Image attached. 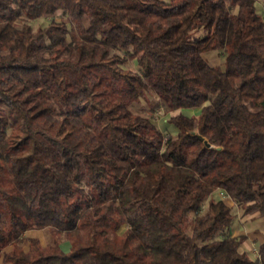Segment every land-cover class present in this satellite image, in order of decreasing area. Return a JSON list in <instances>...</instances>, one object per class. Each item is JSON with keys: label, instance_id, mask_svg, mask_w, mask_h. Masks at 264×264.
Segmentation results:
<instances>
[{"label": "trees", "instance_id": "trees-1", "mask_svg": "<svg viewBox=\"0 0 264 264\" xmlns=\"http://www.w3.org/2000/svg\"><path fill=\"white\" fill-rule=\"evenodd\" d=\"M255 1L0 0L2 264H264V242L251 258L245 236L213 238L233 219L218 193L264 218ZM147 90L199 113L167 136L130 109ZM43 229L68 251L24 238Z\"/></svg>", "mask_w": 264, "mask_h": 264}, {"label": "rangeland", "instance_id": "rangeland-1", "mask_svg": "<svg viewBox=\"0 0 264 264\" xmlns=\"http://www.w3.org/2000/svg\"><path fill=\"white\" fill-rule=\"evenodd\" d=\"M256 11L261 15L264 16V0H256L255 1ZM51 19L56 21H60L64 19L62 15L59 13L53 16L42 17L36 21L31 22V25L34 29L38 27L44 28L46 27ZM205 34V30L203 28H199L196 31H193L190 34V38L193 39L194 37H201ZM204 58L208 60L210 64L217 63V66H223V53L219 51H210L203 54ZM212 62V63H211ZM214 65V64H212ZM125 67L131 70H136V62L133 59L126 57ZM131 111L134 114H138L145 117L152 118L159 130L165 134L174 136L176 134V129L170 123V117L181 113L186 114V116H196L199 113L198 108L192 109H178L172 110L167 106L166 97L157 96V94L153 93L150 90H147L143 97H141L137 102L132 103L130 106ZM220 193H218V196ZM216 195V194H215ZM233 219L229 228L224 229L223 231L217 232L214 235V239H220L222 237L227 236H237L240 234H247V236L260 234L259 239H256V244L258 245L262 240H264V218L259 216L257 213L253 214H244L242 209L239 206L233 205ZM123 228L119 230L118 233H121ZM40 240L42 245H46L47 243H51L54 240L59 242V246L63 251H67L69 249V241L66 240L65 236L61 232H54L51 230L43 229L40 230ZM254 238V237H253ZM67 246H63L65 243ZM23 247L27 246V241L23 240L22 243ZM65 245V244H64ZM252 244H250L249 240L244 241V243L240 247V251L246 249V254L249 255L251 258H254L257 253L252 250ZM250 248V250H248ZM256 248V247H255ZM248 250V251H247Z\"/></svg>", "mask_w": 264, "mask_h": 264}, {"label": "crops", "instance_id": "crops-1", "mask_svg": "<svg viewBox=\"0 0 264 264\" xmlns=\"http://www.w3.org/2000/svg\"><path fill=\"white\" fill-rule=\"evenodd\" d=\"M212 63V62H211ZM212 64H214L213 66H217L218 64L216 63H212ZM211 64V65H212ZM221 199H223L229 206H232V210H233V205H235L228 197H222ZM40 230H29V231H27V232H25V234H24V238H27V239H37L38 241H39V243H40V245L42 246V247H44L45 245H42L41 244V240H40ZM237 236H245L246 237V240H249V242H250V244H252V245H254V246H252L253 248H252V250L254 251V250H256L257 249V247H258V245L260 244V243H262V242H264V240H262V242H260L258 245L256 244V239H259V237H260V234H255V235H252V238H251V236L249 235V236H247V234H240V235H237ZM233 237H236V236H233ZM254 237V238H253ZM245 240V241H246ZM244 243V242H243ZM242 243V244H243ZM65 244V245H64ZM67 243H66V241H65V243H63V246H67L66 245ZM28 246H29V244H28V242H27V246H25V247H23V249L24 250H27L28 249ZM256 247V248H255ZM9 250H11V248H7L5 251L6 252H8ZM248 250H250V248H248ZM247 250V251H248ZM68 251V250H67ZM246 252V249L244 248L243 249V252ZM0 264H2L1 263V258H0Z\"/></svg>", "mask_w": 264, "mask_h": 264}, {"label": "water", "instance_id": "water-1", "mask_svg": "<svg viewBox=\"0 0 264 264\" xmlns=\"http://www.w3.org/2000/svg\"><path fill=\"white\" fill-rule=\"evenodd\" d=\"M200 140L203 141L204 145H205L207 148H210V149H212L213 151H214V150H215V151H220V150H221V147H213V146H210V145L207 143L206 140H204V139H200Z\"/></svg>", "mask_w": 264, "mask_h": 264}, {"label": "built area", "instance_id": "built-area-1", "mask_svg": "<svg viewBox=\"0 0 264 264\" xmlns=\"http://www.w3.org/2000/svg\"><path fill=\"white\" fill-rule=\"evenodd\" d=\"M219 195H220L221 198H222V197H227V196L224 195L223 193H220ZM254 252L257 253L256 250H254Z\"/></svg>", "mask_w": 264, "mask_h": 264}]
</instances>
